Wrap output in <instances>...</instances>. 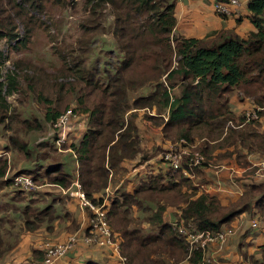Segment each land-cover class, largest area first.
Returning a JSON list of instances; mask_svg holds the SVG:
<instances>
[{
    "label": "trees",
    "instance_id": "obj_1",
    "mask_svg": "<svg viewBox=\"0 0 264 264\" xmlns=\"http://www.w3.org/2000/svg\"><path fill=\"white\" fill-rule=\"evenodd\" d=\"M78 1L0 0V11L7 12L6 16L0 12L6 17L0 21V40L15 41L19 37L16 20L24 25L25 16L35 20L38 19L36 12L46 15L48 5L66 8ZM84 2L87 10L83 21L85 33L98 34L97 30H100L98 35L106 34L101 22L103 12L110 10L114 19L110 28L114 43L104 39L102 46L107 49L114 46L112 53L117 58L116 63L111 66L110 62L103 65L94 62L91 66L70 68L73 76L68 74L67 78L73 80L55 82L50 91L63 92L70 84L68 94L76 95L80 104L73 113L76 111L88 119L86 133L80 143L73 146L80 166L79 182L86 196L94 204H102L103 200H97L94 195L107 188L111 171L126 160L143 157L145 152L136 122L137 110L156 108L158 114L168 113L164 132L169 140L183 139L190 146L199 140L201 145L195 151L205 157L202 166L219 163L221 156L214 159L213 152L223 148L230 136L237 135L235 130L227 127L229 122L238 123L231 111L228 94L240 89L264 106V0H250L248 3L255 31L246 38L224 30L213 32L204 39L186 38L175 33L177 19L173 0ZM3 59L4 55L0 53V62ZM64 61L68 62V58L64 57ZM16 75L9 71L6 84L0 82V125L10 112L6 96L12 95L17 87ZM140 91L147 94L135 97ZM33 95L46 109L45 122L54 125L62 111L53 107L51 94L41 88ZM8 122L13 132V145L12 150H2L3 153L9 154L11 150L13 155L21 154L23 160L32 163L33 151L21 141V134L41 130L42 125L37 120L36 125L22 121L14 111ZM45 143L34 148L37 156L43 147H49L50 144ZM13 155L10 159L7 155L0 156V189L15 187L13 193L29 201L15 215L26 230L54 222L57 216L53 207L38 205L39 200L35 199L38 191L28 192L16 186L13 179L18 175H30L37 188L49 184L68 189L73 182L71 176L66 175L59 165H51L45 175L33 174L32 170L24 168L9 178ZM48 156L44 153L41 161L45 162ZM181 173L160 170L141 182L133 194L119 192L113 198L108 209V223L120 240L121 255L127 264H178L185 259L192 264L201 263L204 251L190 255L186 238L174 231L171 223L164 221L168 206H176L182 211V218L190 231L217 233L230 229L231 221L250 212L253 202L256 206L264 202V185H249L243 196L228 206L206 194L195 198L196 188ZM180 203L184 206H178ZM134 210L141 214L140 219L149 222L151 228L148 231L132 227ZM90 230L91 226L87 235ZM5 235L0 229V259L10 248L5 245L8 240ZM44 259L45 256L39 263Z\"/></svg>",
    "mask_w": 264,
    "mask_h": 264
},
{
    "label": "crops",
    "instance_id": "obj_2",
    "mask_svg": "<svg viewBox=\"0 0 264 264\" xmlns=\"http://www.w3.org/2000/svg\"><path fill=\"white\" fill-rule=\"evenodd\" d=\"M240 1L241 5L233 7L230 16L222 17L215 12L212 0H173L177 19L175 33L186 38L204 39L213 32L227 30L246 38L250 32L255 31V28L248 10L250 0ZM228 97L231 111L238 122L237 128H231L237 135L230 136L223 148L213 152L214 159L216 156H221L218 160L220 162L191 168L189 156L185 154L183 169L178 171L182 172L183 177L190 180L196 188L195 198L206 194L216 197L227 206L237 202L249 185H264V176L257 172L256 166L264 162V106L240 89H234ZM252 110H258L261 119L245 123L243 114ZM145 112L147 118L142 120L141 126L137 123L138 128L140 126L141 129H145L144 132H140L141 147L145 152L143 157L141 155L136 159L126 160L119 168L113 169L107 188L94 195L97 200L102 199V203L107 204L108 209L117 193L133 194L141 182L147 181L160 170H166L163 157L167 152L177 148L187 153H195L201 145L199 140L191 146L184 145L183 139L169 140L164 132L168 113L158 114L156 108L145 109ZM87 121V117H84L80 123L77 120L72 121L68 137L62 144H59L54 137L55 146L59 150L64 145L68 147L61 150L64 155L60 161L49 160L48 156V165H43L44 162L39 160L32 162L34 167L30 165L31 168H26L32 170L34 174L45 175L51 165H59L66 175L71 176L73 182L68 189L49 184L39 187L38 195L35 197L39 200L38 205L43 208L53 207L56 220L42 223L32 230L25 229L18 241L12 245L7 244L11 246H8L10 247L8 252L0 259V264H37L45 256L47 245L63 244L71 237L77 238L74 249L55 264H127L123 260L121 249L116 251L112 247H100L84 241L93 214L87 207L81 205L80 198L70 195L71 191H82L85 194L79 182L80 166L73 146L78 145L86 133ZM77 130H80L79 134ZM2 155L11 158L10 153L5 154L0 150V156ZM20 166L16 173L24 170V166ZM183 192L186 193L185 188ZM180 205L184 206L183 203L178 204ZM140 216L141 214L134 210L132 219L135 223L132 227L148 231L151 228L149 222L145 218L140 219ZM163 218L165 222L172 224L183 219L182 211L176 206H168ZM254 222L257 223V227H253ZM229 228L234 231L233 235L222 244L219 242L210 244L200 264L204 263L205 258L214 260L216 264H264V202L260 206H256L253 202L252 210L231 221ZM116 239L120 245L119 238ZM178 264L192 263L185 259Z\"/></svg>",
    "mask_w": 264,
    "mask_h": 264
},
{
    "label": "rangeland",
    "instance_id": "obj_3",
    "mask_svg": "<svg viewBox=\"0 0 264 264\" xmlns=\"http://www.w3.org/2000/svg\"><path fill=\"white\" fill-rule=\"evenodd\" d=\"M3 7L5 9L8 8L5 3H3ZM86 11L84 0L71 3L66 8L48 5L47 11H45L46 15L34 13L38 17L35 20L34 18L25 16V11H22V14L26 17V23L21 25L16 20L18 25L16 33L19 37L15 41H10L7 38L0 40V53L4 55V59L0 62V82L6 84V75L9 71L17 74V87L12 95L6 96L7 102L10 105V112L7 113L5 122L0 125V150L12 148L11 137L13 136V132L9 128L8 121L9 117H11V112L14 111L22 118V121H30L32 125H36L35 121L37 120L42 125L41 130L36 131L34 129L31 132H27V134L20 133L21 141L23 140V142L27 143L33 151V162L43 161L44 153H47L50 157L49 160L54 162L62 159L64 153L61 150H64V148L61 147V150H59L55 146L54 137L57 138V136L53 125L45 122L46 109L36 99L37 96H34L33 92H37L43 88L47 94H51L50 97L54 99V103H52L53 107L61 110L62 115L67 111L73 112L80 104L78 103V99H76V95L68 94V88L71 89V85L66 86L63 92L56 90L55 93H51V84L53 85L55 82L63 83L67 79H69L68 81L73 80V78H67V75L70 74V68L75 69L76 66L80 68L84 65L91 66L94 62H99L102 65L110 62L111 66H113L116 63L117 58L112 53L115 50L114 46L111 49L102 46L104 39L114 43V38L110 33L111 24L114 19L110 15V10L107 9L103 12L104 16L101 23L103 24V30H107L103 36L98 35L100 30H97L99 31L98 34L84 32L83 21L87 17ZM0 12H3L4 16L7 15L6 11ZM14 12L21 13V11ZM4 18L6 17L0 15V21ZM95 35L96 37L93 39ZM64 57L68 58V62L64 61ZM146 94L147 92L140 91L135 97ZM136 112V122L141 126L142 120L147 118L146 112L145 110H137ZM84 117L86 116L75 111L71 119L72 121L77 120L80 123ZM140 126V132H144L145 129H141ZM79 131L77 130L78 134ZM38 141L42 144L45 143L43 141L48 142L45 143L46 145L50 144L47 149L45 147L41 149L42 152L39 156H37V151L33 148L37 144L39 145ZM64 147L68 149L67 145H64ZM11 150L9 151L12 156L13 151ZM15 155L17 156L14 160ZM23 158L21 154L15 153L13 155V160L11 159L9 163L11 164L9 178L16 174L20 165V167L31 168L29 166L32 163H28ZM47 161L43 165H48ZM32 167L34 166L32 165ZM165 169H168L166 164ZM119 174L122 175L123 173L119 172ZM14 188L0 189V219L3 218L2 222H0V225H2L0 229L7 235H5L8 238L5 243L6 246L14 244L19 240L21 234L25 232V227H23L21 220L19 217L17 218L15 213L23 205L29 203V201L17 193L14 194L13 192L16 190ZM10 243L11 245H7Z\"/></svg>",
    "mask_w": 264,
    "mask_h": 264
},
{
    "label": "built area",
    "instance_id": "obj_4",
    "mask_svg": "<svg viewBox=\"0 0 264 264\" xmlns=\"http://www.w3.org/2000/svg\"><path fill=\"white\" fill-rule=\"evenodd\" d=\"M214 4L215 12L222 17H227L232 14L233 7H239L241 5L240 0H212ZM73 112L67 111L63 114L58 121L53 125L55 134L57 136V142L62 144L68 137L70 124L72 121ZM244 122L249 123L252 121H259L261 119L260 112L258 110L247 111L243 114ZM227 127L237 128L236 124L229 122ZM186 145V142H184ZM174 149V148H173ZM170 150L167 152L163 159L168 166V170L171 173L182 171L183 160L185 154L189 156V167H199L205 162V157L200 152L187 153L185 150ZM257 172L264 176V162L257 164ZM14 183L16 186L21 187L28 192H36L39 187H36L34 179L30 175H18L14 177ZM72 197H78L81 199V205L87 207L93 217L91 219L90 234L84 237V241L89 244H96L100 247H112L114 250L119 251L120 245L117 242L116 234L111 229L108 223V206L105 203L100 205L93 204L82 191H71ZM253 227H257V223L254 222ZM173 230L184 236L187 240L189 247V254H193L195 251L208 249L210 244L214 242L224 243L227 239L233 235L232 229L222 230L217 233L205 232H192L188 229L183 219L172 223ZM77 243L76 237H71L66 243L57 245H47L45 259L41 263L37 264H55L60 259L64 258L70 251H72ZM125 260V258H123ZM126 261V260H125ZM203 264H216L212 259L205 258Z\"/></svg>",
    "mask_w": 264,
    "mask_h": 264
}]
</instances>
